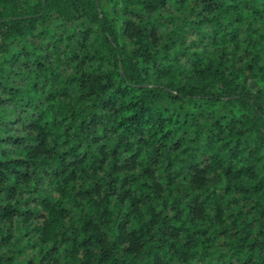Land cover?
Segmentation results:
<instances>
[{"label": "trees", "instance_id": "obj_1", "mask_svg": "<svg viewBox=\"0 0 264 264\" xmlns=\"http://www.w3.org/2000/svg\"><path fill=\"white\" fill-rule=\"evenodd\" d=\"M0 264H264V0H0Z\"/></svg>", "mask_w": 264, "mask_h": 264}]
</instances>
